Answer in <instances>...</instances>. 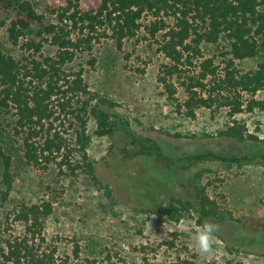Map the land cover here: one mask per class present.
<instances>
[{"label":"rangeland","instance_id":"374dc122","mask_svg":"<svg viewBox=\"0 0 264 264\" xmlns=\"http://www.w3.org/2000/svg\"><path fill=\"white\" fill-rule=\"evenodd\" d=\"M32 1L43 12L51 2ZM146 34L143 29L139 40L126 41L122 49L112 39L101 40L93 55L78 54L67 69L83 68L94 92L115 99L117 112L130 130L149 146L154 141L162 143L165 154L143 149L123 131L115 139L97 135L91 119L93 139L88 153L96 162L98 180L82 170L60 175L54 163L47 169L25 163L21 141L13 130V111L0 108V142L13 156L14 179L11 188L3 183L0 160V234H26L27 222L18 217L22 205L51 201L53 211L42 227L45 241L40 228L36 241L43 247L56 245L59 254L73 256L79 243L81 258L100 264H264V160L238 164L187 158L209 149L231 155L264 154V109L257 106L230 116L226 107L214 111L202 107L194 118L181 114L158 81L164 55ZM0 46L19 57L24 54L10 42L5 29L0 30ZM203 48L205 55L215 56L221 68L225 66L229 55L224 51L230 48L226 38L205 43ZM54 51L53 46H46L47 53ZM93 57L97 59L94 66ZM262 60L261 52L237 60V65L248 70ZM185 95L179 86L177 97L182 100ZM255 97L264 100V89ZM233 125L246 137L258 136L259 141L222 133ZM201 195L212 200L213 212L204 221L218 225L213 251L205 255L196 250V229L203 225L199 221ZM172 197L194 203L179 220L157 213L170 206Z\"/></svg>","mask_w":264,"mask_h":264},{"label":"trees","instance_id":"16d2710c","mask_svg":"<svg viewBox=\"0 0 264 264\" xmlns=\"http://www.w3.org/2000/svg\"><path fill=\"white\" fill-rule=\"evenodd\" d=\"M263 6L264 0H51L43 12L32 0H0V30L5 29L10 42L24 50L19 57L0 46V108L13 111V130L21 141L25 163L40 169L54 163L60 175L82 170L98 180L96 162L88 153L93 139L91 119L97 135L115 139L123 131L143 149L165 154L162 143L154 141L149 146L130 130L117 112L115 99L94 92L83 68L67 69L78 54L93 55L97 42L112 39L122 49L126 41L139 40L143 29L144 37L154 39L164 55L158 81L181 114L194 118L202 107L213 111L226 107L230 116L257 106L264 109V100L255 97L264 89V60L248 70L237 65V60L264 54ZM223 37L230 48L224 51L229 57L221 68L215 56L205 55L203 47ZM48 44L55 48L53 53L46 52ZM96 61V57L90 60L93 66ZM179 86L186 94L182 100L177 97ZM222 133L259 141L234 125ZM0 158L2 181L11 188L13 156L1 142ZM187 158L243 164L264 160V154L231 155L209 149ZM105 186L112 193L109 184ZM199 201L203 224L213 212L212 200L201 195ZM193 206L191 200L172 197L170 206L157 213L179 220ZM52 211L51 201L22 205L18 217L27 222L28 230L24 235L0 234V264H100L96 259H82L79 243L73 256L59 254L56 245L37 243L38 228L45 241L42 227Z\"/></svg>","mask_w":264,"mask_h":264},{"label":"clouds","instance_id":"9594fccd","mask_svg":"<svg viewBox=\"0 0 264 264\" xmlns=\"http://www.w3.org/2000/svg\"><path fill=\"white\" fill-rule=\"evenodd\" d=\"M217 231L218 225L208 221H205L203 225L196 229V250L198 254H211Z\"/></svg>","mask_w":264,"mask_h":264}]
</instances>
